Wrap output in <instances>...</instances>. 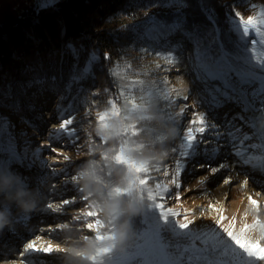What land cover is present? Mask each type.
<instances>
[{"label":"rangeland","instance_id":"rangeland-1","mask_svg":"<svg viewBox=\"0 0 264 264\" xmlns=\"http://www.w3.org/2000/svg\"><path fill=\"white\" fill-rule=\"evenodd\" d=\"M60 1L55 0V3ZM43 2L0 0V25L3 20L20 19L22 12L27 11L25 7L38 6ZM221 2L230 8L233 18L239 12L245 19L254 16L264 20V0ZM236 22H239L238 19ZM226 25L230 30L228 17ZM263 32L264 23L258 20L257 28L250 29L249 36L245 38L248 42L245 45L246 54L256 65L264 62V42L258 38V34ZM143 34L153 39L145 29ZM228 37L230 42L235 39L236 43H240L239 37ZM153 42L144 48H131L130 54L134 59L124 60L111 69L118 96L110 101V107L105 111L95 112L70 97L69 93L47 86L42 79H35L34 76L21 79L18 94L3 93L0 127L7 120V131L11 133L17 155L11 158L3 150L7 136L0 130V182L12 180L19 188L32 189L36 209L31 214L21 215L12 206L13 223L0 230V261L11 264L16 255L24 253L28 243L34 242L37 247H47L51 243L53 252L24 253L22 259L28 263L38 257L41 263L37 264H117V259L128 253L137 231L143 227L144 216L150 206L148 189L154 188L156 183L167 184L169 189L163 193L164 200L157 202H163L166 209L179 212L178 220L183 218L185 210H189L192 213L189 218L195 220L193 228H216L215 221L221 214L226 217L223 227H229L235 217L236 231L245 223L252 225L257 219L263 222L264 227V207L245 217L241 186V178L245 176L252 197L263 198L264 176L248 167L233 166L231 160L234 157L229 158V167L215 173L212 168L224 160L223 155L211 161V167L203 168H197V165L206 161L202 157L196 158L183 168L179 177L180 187L171 183L176 160L180 159L174 150L179 149L196 115H204L206 125L213 119L221 123L225 118L231 120L239 115L246 120L250 118L234 103L226 104L215 113L208 112L203 105L197 106L194 101L197 100L200 85L195 80L189 59L192 44L174 38L168 43L157 39ZM169 54L176 57V63L166 62L164 57ZM31 68L30 72L34 73L35 68ZM133 73L138 76L130 77ZM185 96L187 99H184ZM150 106L160 113L150 115L145 111ZM38 110L42 114L36 116ZM145 116L158 119L160 126L151 139L154 146L150 157L143 155L139 146H133L130 140L138 121ZM69 118L73 121L68 126L72 136L62 134L54 138L50 135L59 130V124L64 119ZM113 122L119 124L118 134L104 139L98 132L102 126ZM234 122L240 129L238 135L247 133L253 137L248 143H262V138L245 120L236 119ZM191 126L195 128L199 125ZM203 135L208 136V131ZM200 138L201 134L197 133L196 140ZM201 147L204 145L201 144ZM256 151L263 155V149ZM89 162L94 163L97 175L92 187L103 196L84 190L80 172ZM149 165L155 168L152 170ZM165 170L169 173L167 177L164 176ZM227 178L231 182L226 184L224 181ZM144 180L152 182L142 184ZM105 197L120 202L123 209L128 205L135 206L136 215L123 211L115 218L105 216L98 208V203ZM209 205H213L215 210ZM5 206L0 197V208ZM133 223L136 227H130ZM249 233L257 235L258 232L255 229ZM89 240L93 241L95 250L88 257L66 251L82 250ZM261 244L264 245V239Z\"/></svg>","mask_w":264,"mask_h":264},{"label":"snow or ice","instance_id":"snow-or-ice-1","mask_svg":"<svg viewBox=\"0 0 264 264\" xmlns=\"http://www.w3.org/2000/svg\"><path fill=\"white\" fill-rule=\"evenodd\" d=\"M54 4L55 0H44L37 7L39 10H44ZM159 6L170 9L171 18L167 15L149 17L144 22L146 34L164 43H168L172 36L179 35L192 44L189 59L195 72V80L200 85L197 90V100L194 103L197 106H205L207 111L212 113L229 103L239 106L242 112L253 113V116L247 120L239 115L231 120L225 118L221 123L213 119L207 125L204 115H196L190 122L179 149L174 150L177 151L180 159L176 160L171 183L177 188L180 187L179 177L188 162L202 157L206 163L198 164L197 168L211 167L210 162L218 160L221 155L224 156V160L212 168L213 173L229 167V158L234 157L231 160L233 166L248 167L253 172L264 175V155L256 151L264 149V143H248L253 137L247 133L238 135L240 129L234 122L236 119L245 120L249 127L264 139V62L260 65L254 64L246 54L245 46L248 43L245 38L249 36L250 29L257 28L258 20L260 23H264V20L254 16L245 19L239 12H236L235 18L228 14L230 31L234 37H239L240 41L236 43L233 39L231 42L236 43V46L228 48L221 40V29L217 26V19L212 9L201 6V13L212 26L210 29L205 26L202 30L199 25H189L188 13L185 11L190 7L188 0H165V3ZM73 53L79 56L75 49ZM95 59V55L90 56L85 67L80 70V75L74 79L87 75ZM164 59L168 64L176 63V57L172 54L165 56ZM184 99L187 97L185 96ZM70 109L71 105H69ZM183 111L182 108L181 112ZM72 123L71 118L64 119L59 124V130L50 135L54 138L62 134L72 136L68 128ZM193 124L199 126L193 128L191 126ZM7 129L8 122L5 120L0 127L7 136L2 147L9 157L15 158L17 154L11 133ZM206 130L208 136L203 135ZM197 133L201 134L199 141L196 140ZM201 144L204 147H201ZM168 175V171L165 170L164 176ZM230 182V178L224 181L226 184ZM141 183L146 184L148 181L144 180ZM168 190L167 184L161 183H156L154 188L148 189L150 206L145 213L143 227L137 231L133 246L128 253L117 259V264H259L264 262V245L261 244V240L264 239V230H261V236L256 240L248 235L250 230L257 229L258 219L252 225L243 224L236 231L235 217L229 227H223L222 222L226 217L221 214L215 221L216 228L211 226L193 228L191 226L195 224V220L189 218L192 215L189 210H185L183 218L178 220L176 218L180 216L179 212L172 208L166 209L163 202H157L164 200L163 193ZM176 199L179 201V194ZM248 202L252 211L258 210V202L251 196L248 197ZM209 207L214 209L213 205ZM244 215L247 217L248 212L246 211ZM29 251L50 254L53 252V246L49 243L47 247H37L34 242L28 243L24 253ZM24 253L20 255L23 256Z\"/></svg>","mask_w":264,"mask_h":264},{"label":"trees","instance_id":"trees-1","mask_svg":"<svg viewBox=\"0 0 264 264\" xmlns=\"http://www.w3.org/2000/svg\"><path fill=\"white\" fill-rule=\"evenodd\" d=\"M221 1L188 0L190 7L185 10L188 22L201 26L202 30L205 26L211 28L201 13V6H207L214 11L222 41L226 47L234 48L236 45L228 39V36L233 38V34L226 25L231 11ZM163 3L165 0H62L44 10H39L37 5L25 7L27 11L22 12L20 19L3 20L0 25V100L4 92L18 94L23 77L34 76L47 86L69 93L95 112L107 110L110 101L118 96L111 69L124 60L134 59L130 50L154 43L155 39L150 40L143 34L144 22L153 15L171 18V10L159 6ZM171 38L184 40L179 35ZM73 49L78 51V57ZM92 55L96 59L90 71L74 79ZM31 66L35 68L34 73L30 72ZM136 76L133 73L130 77ZM155 110L153 106L145 109L150 115L160 113ZM157 120L143 117L130 139L147 157L154 146L151 139L160 127ZM148 168L155 167L149 165ZM130 227H136L135 223Z\"/></svg>","mask_w":264,"mask_h":264},{"label":"clouds","instance_id":"clouds-1","mask_svg":"<svg viewBox=\"0 0 264 264\" xmlns=\"http://www.w3.org/2000/svg\"><path fill=\"white\" fill-rule=\"evenodd\" d=\"M119 124L118 122L110 123L106 126H102L98 132L104 139L111 138L118 134ZM81 179L84 182V190L89 191L91 194H98L103 196L99 190L93 189V184L97 180L96 170L93 162H89L80 172ZM15 179V177H13ZM13 181L8 180L0 182V197L3 198L5 207L0 208V230L5 227H10L13 223L12 220V206L19 211L21 215L31 214L36 209V201L33 198V191L29 188H19L13 191ZM99 210L109 217H117L123 211H126L129 215H136L137 209L133 205H128L126 209L121 207L120 202L114 201L109 198H102L98 203ZM127 227V226H125ZM95 250L93 241L86 242V246L82 250L66 249V251L76 256H90Z\"/></svg>","mask_w":264,"mask_h":264},{"label":"bare ground","instance_id":"bare-ground-1","mask_svg":"<svg viewBox=\"0 0 264 264\" xmlns=\"http://www.w3.org/2000/svg\"><path fill=\"white\" fill-rule=\"evenodd\" d=\"M258 38L260 39V41H263L264 42V32L263 33H259L258 34ZM260 47H261V45H260ZM258 52L261 55L263 54L261 51H258ZM263 56H264V54H263ZM40 114H42V112H41V110H38L37 113H36V116H38ZM247 115H248L249 118H251L253 116V113L251 111H249V112H247ZM262 143H264V139H262ZM263 155H264V152H263ZM241 182H242V185L241 186H242V189L244 191V208H245V212L247 211L248 212V215H250V214H252L254 212V211L251 210V206L249 205V202H248V197L249 196L252 197V194L250 193V187H249L250 184L248 182V179L245 176L241 178ZM13 185H14L13 186V189H12L13 191H15V190H17L19 188V187H17V184L16 183H13ZM252 199H254V200H256L258 202V210L260 208L264 207V197L263 198H260V197L259 198H253L252 197ZM256 228H257L256 231L258 232L257 235L248 233V235H250L253 240H256L257 238H259L261 236V230H264L263 222L259 221V225H257ZM26 246H25V248H26ZM0 250H2V249H0ZM27 253L31 254L32 251H29ZM33 262H34V264H37L39 262L41 263L40 258H38V257H35L34 259L31 260L30 263H28V261L22 259V256L19 254V255H16V260H14L13 262H11V264H31ZM0 264H9V263L6 262V261L1 260L0 261Z\"/></svg>","mask_w":264,"mask_h":264},{"label":"water","instance_id":"water-1","mask_svg":"<svg viewBox=\"0 0 264 264\" xmlns=\"http://www.w3.org/2000/svg\"><path fill=\"white\" fill-rule=\"evenodd\" d=\"M22 15V14H21ZM9 20V19H8Z\"/></svg>","mask_w":264,"mask_h":264}]
</instances>
